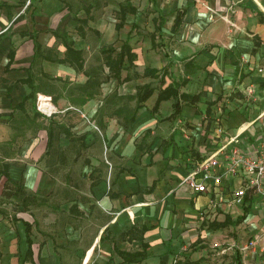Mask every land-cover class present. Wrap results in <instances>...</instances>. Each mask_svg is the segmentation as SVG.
<instances>
[{
	"label": "crops",
	"instance_id": "obj_1",
	"mask_svg": "<svg viewBox=\"0 0 264 264\" xmlns=\"http://www.w3.org/2000/svg\"><path fill=\"white\" fill-rule=\"evenodd\" d=\"M129 3L136 13L116 30ZM157 16L165 21L153 49ZM227 23L236 29L225 33ZM124 42L136 60L123 62L121 79L136 77L110 78L90 98L76 91L108 73L101 50ZM65 44L81 54V70L53 61ZM165 68L161 81L143 77ZM43 74L51 80L41 87ZM182 81L196 106L167 120V100L152 114L159 90ZM144 85L153 93L135 108L125 98ZM263 141L264 0H0V264H128L118 251L143 254L130 264H207V247L237 254L233 264H264V197L251 188L237 197L248 179L227 172ZM194 173L206 177L204 193L188 187ZM8 183L37 205L3 197ZM254 236L255 250L242 251Z\"/></svg>",
	"mask_w": 264,
	"mask_h": 264
},
{
	"label": "trees",
	"instance_id": "obj_2",
	"mask_svg": "<svg viewBox=\"0 0 264 264\" xmlns=\"http://www.w3.org/2000/svg\"><path fill=\"white\" fill-rule=\"evenodd\" d=\"M128 13L129 14L136 13V10L133 7H131L130 3L127 4L126 6L119 7V11L117 12V17L119 19V22L115 26L116 30H119L123 26L124 21H125V15ZM183 15H184V11H177L175 13V17L173 19V23L170 28L171 34L176 32L177 28L179 27L182 21ZM164 21L165 20L162 16H157L156 18L152 19L154 30H153V33L149 35V37L151 40V47L153 49L156 48V46H159L158 44L155 43V37H156V33L161 31ZM65 45H66L65 58L63 60L53 59V61L58 62V63H68L70 66H72L76 70H81L83 67V60L80 58L81 54L73 50L69 44H65ZM37 51H40L38 46H37ZM100 53L102 55L103 65L107 68L108 73L104 76L96 77L95 80H90L89 78L83 86H80L75 89L76 91L84 92V94L86 93L87 98H90L91 96H93V94L96 93V88L99 87V84L107 81L110 78L117 80L118 83H122V82H126L130 80L133 77H136V75H133V76L126 75L125 78L121 79V76H120L121 71L124 69L123 62L126 61L128 63L127 68L130 69L134 67V62L136 60V54L132 52V49L128 45L127 42H124L118 51L112 46H108L102 49ZM164 74H167L166 68L162 69L160 72L155 69H146L143 73V77L153 78V79H157L160 77V81H161ZM43 78L45 79V81L40 82L38 84L41 87L49 84L48 82H50L51 80L44 74H43ZM183 84H184V81L180 83H173V84L167 85L164 89L159 90L155 104L151 110V113L155 114L157 112L160 102L167 101V100L173 101L172 103L173 113L168 117L167 120L175 119L176 117L179 116L182 104H186L192 107L196 106V104L199 102V95H187L184 93H180L179 89ZM37 90H39V88ZM89 90H92V91L89 92ZM34 93H35V90L33 87H31V93L28 98L34 99ZM152 93H153V89L150 88L148 85H144L136 89V94L134 97H126L125 99L127 100L135 99L136 100L135 108H140L141 104L145 102L152 95ZM206 112H208V109L206 110ZM130 120L131 121L133 120V116L132 118H130ZM58 130L59 132L63 133L70 141L73 140L74 138L73 135L67 129H65L62 126H59ZM48 133H50V131ZM49 141H50V134L48 135L47 146L49 144ZM3 197L15 198L24 208H26L29 204L33 206L37 205V200L34 197L30 196L29 194H26L22 187L20 186L11 187L9 183L5 185V188L3 191ZM246 210L247 209L245 208L244 211ZM25 231H26V241L29 246L30 245L29 225L27 224L25 225ZM117 254L123 259L124 262L128 264L134 263L135 260L138 259L139 257H143V254H140V253L128 254V253H122L118 251ZM26 256L27 257L30 256L29 248L26 252ZM173 264H198V263L185 261V262H175Z\"/></svg>",
	"mask_w": 264,
	"mask_h": 264
},
{
	"label": "built area",
	"instance_id": "obj_3",
	"mask_svg": "<svg viewBox=\"0 0 264 264\" xmlns=\"http://www.w3.org/2000/svg\"><path fill=\"white\" fill-rule=\"evenodd\" d=\"M42 104H50L48 101L40 100L37 104V110L45 115H51L53 113V109L50 112H45L42 110ZM49 106V105H48ZM209 165H205V169ZM229 169L227 172L233 173L235 169H240L242 175L248 179V185L244 189L239 190L236 193L237 197H241L244 195L245 190L248 188L253 189L257 193L261 194L264 197V141L260 146L258 152L254 156H235L231 159ZM185 181L187 182L188 187L197 192L204 193L206 191V177L196 178L195 173L188 176ZM255 241H250L249 245H254ZM247 247L244 246L242 251H246Z\"/></svg>",
	"mask_w": 264,
	"mask_h": 264
},
{
	"label": "rangeland",
	"instance_id": "obj_4",
	"mask_svg": "<svg viewBox=\"0 0 264 264\" xmlns=\"http://www.w3.org/2000/svg\"><path fill=\"white\" fill-rule=\"evenodd\" d=\"M144 14V16L146 17L147 15H145L147 12L146 11H144L143 12ZM147 14H151L150 12H148ZM214 15H216L217 13H213ZM219 19H222L221 17H220V15H218L217 16ZM228 24V23H227ZM228 26H229V28H227V29H225V33H226V31L228 30V29H236V28H234L233 27V25H229L228 24ZM145 30V29H144ZM228 33V32H227ZM231 34V33H230ZM165 35L166 36H168L167 35V32H165ZM166 40H167V38H165ZM162 46H163V44H162ZM99 124V123H98ZM100 125V127L102 128V130H103V126H102V124H99ZM100 138V137H99ZM101 139V141H100V143H99V147L101 148V150L103 151L104 150V148L106 147L104 144H103V142H102V138H100ZM105 152V151H104ZM229 237V239H233L234 241L236 240V238H237V235H236V233L235 232H233V233H228V236H227V238ZM257 239V236H254V237H250L248 240H247V242L245 243V245L244 246H246L247 247V249H246V251H248V250H251V251H254L255 250V246H256V240ZM250 241H255V244L254 245H249V242ZM207 247V246H206ZM221 247L222 248H224V247H229L228 245H226V244H224V245H221ZM207 250L208 251H206L205 252V258H204V260L207 262V264H233L234 262H235V256L234 255H237V254H232L231 253V256H229V254H225V255H217V253L218 252H216V251H211V249L210 248H208L207 247ZM234 251L236 252V253H238V247L237 246H235V248H234Z\"/></svg>",
	"mask_w": 264,
	"mask_h": 264
}]
</instances>
